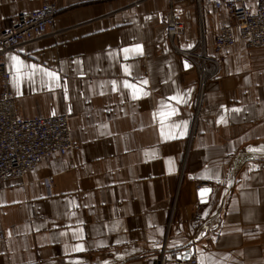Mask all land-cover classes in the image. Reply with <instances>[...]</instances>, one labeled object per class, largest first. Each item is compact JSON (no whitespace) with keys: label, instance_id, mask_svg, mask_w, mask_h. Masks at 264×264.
Wrapping results in <instances>:
<instances>
[{"label":"crops","instance_id":"obj_1","mask_svg":"<svg viewBox=\"0 0 264 264\" xmlns=\"http://www.w3.org/2000/svg\"><path fill=\"white\" fill-rule=\"evenodd\" d=\"M217 1L58 0L8 54L19 113L68 114L80 149L0 185V264H264V47L236 27L218 54ZM43 2L0 0V20Z\"/></svg>","mask_w":264,"mask_h":264},{"label":"built area","instance_id":"obj_2","mask_svg":"<svg viewBox=\"0 0 264 264\" xmlns=\"http://www.w3.org/2000/svg\"><path fill=\"white\" fill-rule=\"evenodd\" d=\"M216 5L226 8L234 19V23H224L216 35L218 54L236 44V27L250 46L264 47V0H257L255 8L250 0H220ZM57 13L58 0H44L40 8L17 14L9 27L0 20V185L7 180L23 179L44 157L80 149L72 137L68 114L25 118L19 113L10 86L8 54L53 32ZM165 21L170 41L176 47V38L184 26L176 20L172 9L166 12ZM201 59L205 60V56L201 55ZM213 61L218 66L219 60ZM180 253L181 250L173 252ZM173 264L183 261L177 259ZM190 264H197V260L192 257Z\"/></svg>","mask_w":264,"mask_h":264},{"label":"water","instance_id":"obj_3","mask_svg":"<svg viewBox=\"0 0 264 264\" xmlns=\"http://www.w3.org/2000/svg\"><path fill=\"white\" fill-rule=\"evenodd\" d=\"M205 190H207V191H205ZM210 190L211 189L208 187H202L199 189V195L204 198L210 193Z\"/></svg>","mask_w":264,"mask_h":264},{"label":"snow or ice","instance_id":"obj_4","mask_svg":"<svg viewBox=\"0 0 264 264\" xmlns=\"http://www.w3.org/2000/svg\"><path fill=\"white\" fill-rule=\"evenodd\" d=\"M125 51H127V50H125ZM39 71H43V70L40 69ZM45 74H46L47 76L51 77V78H55V73L47 72V73H45ZM144 83H147V82L145 81ZM125 86H126V87H129V88L133 87V86L130 85V84H126ZM145 95H146V93H145ZM133 98H136L135 94H134ZM250 151H251V149H250ZM205 191H207V190H205Z\"/></svg>","mask_w":264,"mask_h":264}]
</instances>
